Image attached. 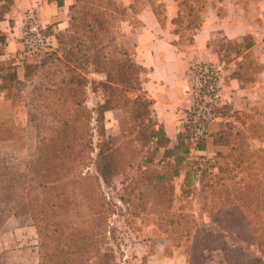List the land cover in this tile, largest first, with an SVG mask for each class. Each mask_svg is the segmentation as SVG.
Listing matches in <instances>:
<instances>
[{
	"label": "trees",
	"instance_id": "trees-1",
	"mask_svg": "<svg viewBox=\"0 0 264 264\" xmlns=\"http://www.w3.org/2000/svg\"><path fill=\"white\" fill-rule=\"evenodd\" d=\"M155 1L133 0L129 8H117L112 0H74L69 29L40 62L25 66L23 79L14 66L0 62V89L24 86L37 72L44 79L27 113L31 121L34 112L36 119L48 121L35 125L33 159L13 168L0 158V231L11 217L29 216L37 233L38 264H118L116 252L101 244L107 235L116 237L109 218L120 207L106 196L104 185L119 177L126 194L121 202L156 215L172 242L185 247L188 264H207L204 252H220L224 264H264V181L241 178L226 185L227 178L215 174V184H209L212 173L200 168L202 158H190L188 134H179L170 149L154 101L142 93L140 75L148 70L117 41L121 23ZM180 5L183 14L173 20L175 32L191 37L199 29L200 9L189 0ZM156 13L162 22L161 6ZM5 45L0 34V59ZM91 74L104 75L105 81H91ZM96 83L92 91L101 89L105 95L90 109L88 85ZM132 90L140 94L128 99ZM10 99L13 115L0 122V142L14 140L19 131L14 117L18 95L11 93ZM114 110L122 113L119 133L107 136L105 115ZM195 149L204 150V144L197 142ZM182 174V200H201L200 215L217 222L219 231L209 230L185 206L173 209L172 182ZM232 237L238 241L233 246L228 242ZM251 246L257 255L246 248ZM0 264H6L3 254Z\"/></svg>",
	"mask_w": 264,
	"mask_h": 264
},
{
	"label": "crops",
	"instance_id": "crops-1",
	"mask_svg": "<svg viewBox=\"0 0 264 264\" xmlns=\"http://www.w3.org/2000/svg\"><path fill=\"white\" fill-rule=\"evenodd\" d=\"M115 1L127 8L133 3ZM181 1L157 0L121 24L122 44L133 49L136 62L148 70L144 90L154 101L157 118L172 147L187 127V112L194 100L188 75L193 62L225 66L223 104H243L252 110L264 103V0H189L196 11L200 9L199 29L191 37L175 32L173 20L183 14ZM73 3L74 0H15L10 12L0 20V34L6 37L1 64L14 66L23 79L27 64L40 62L48 48L58 46V36L69 29ZM160 6L162 22L156 13ZM32 10L38 12L48 46L40 56L24 57L20 38L25 14ZM12 115V102L0 89V122ZM170 263L176 262H164Z\"/></svg>",
	"mask_w": 264,
	"mask_h": 264
},
{
	"label": "rangeland",
	"instance_id": "rangeland-1",
	"mask_svg": "<svg viewBox=\"0 0 264 264\" xmlns=\"http://www.w3.org/2000/svg\"><path fill=\"white\" fill-rule=\"evenodd\" d=\"M14 1H0V20L10 12ZM112 4L117 8L123 7L115 0H112ZM117 34V41L121 42V28ZM147 74L148 72H145L140 75L142 93L145 95L147 93L144 90V83ZM88 78L97 83L105 81L104 75L100 74H91ZM97 83L88 85L87 106L90 109H95L99 103H102L105 95L101 89L98 93L92 91L93 88L99 87ZM43 84L44 79L41 72H37L33 79L25 82V87L12 85L10 89H2L7 92L9 100H11V93L18 95L19 108L14 117L19 131L14 140L0 142V158L6 159L13 168L22 167L33 159L37 145L35 127L37 120L48 125L45 116L36 119L37 113L33 111L35 120L31 121L27 114L28 111L33 110L38 91ZM0 86H2V82ZM139 94L140 91L132 90L126 93V97L134 99ZM256 107V111H253ZM255 108L249 110L243 104L225 105L222 102L216 110V120L210 124L205 136L198 140L186 127L189 132L185 129L183 133L190 136L188 139L185 138L186 144L191 147L190 158L191 160L202 158L198 165L208 173H212L208 178L209 184H215V179L211 177L215 174L227 178L223 181L226 185L240 182L241 178L245 179V182H249L251 179L264 181V103L256 105ZM121 117L122 113L119 110L106 113L104 123L107 136L119 133ZM197 142L204 144V150L195 149ZM174 147L169 144L170 149ZM222 170H227L228 173L223 174ZM231 177L235 179L231 180ZM123 180V177H119L110 184L104 185L106 196L114 198L120 208H117L116 214L109 218L116 228L117 239L107 235L102 241V249L108 248L116 252L118 264H164L166 259H173L176 262L174 264H188L185 247H177L172 242L166 231L159 227L160 221L156 215L141 212L139 209H135L133 206L129 207L128 204L124 205L121 202V196H126L122 185ZM172 183L176 194L174 198V207H176L173 209L177 211L179 206H185L184 210L190 209V212H194L195 218L203 220L209 230L219 231L217 222L211 221L207 215H200L201 200H182L180 189L183 183V174ZM228 242L233 246L238 241L232 237L228 238ZM246 248L251 254H258L254 246ZM0 254L4 255L6 264L39 263L37 233L29 216L11 217L8 220L0 231ZM204 257L207 264H224L220 252H204Z\"/></svg>",
	"mask_w": 264,
	"mask_h": 264
},
{
	"label": "built area",
	"instance_id": "built-area-1",
	"mask_svg": "<svg viewBox=\"0 0 264 264\" xmlns=\"http://www.w3.org/2000/svg\"><path fill=\"white\" fill-rule=\"evenodd\" d=\"M23 56H40L48 46V37L39 24L37 10L26 12L21 34ZM193 104L187 112V128L195 139H201L216 120L225 85L223 64L191 63L188 70Z\"/></svg>",
	"mask_w": 264,
	"mask_h": 264
}]
</instances>
